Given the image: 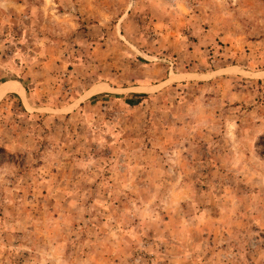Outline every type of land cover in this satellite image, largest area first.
I'll use <instances>...</instances> for the list:
<instances>
[{
  "label": "rangeland",
  "instance_id": "obj_1",
  "mask_svg": "<svg viewBox=\"0 0 264 264\" xmlns=\"http://www.w3.org/2000/svg\"><path fill=\"white\" fill-rule=\"evenodd\" d=\"M0 264H264V0H0Z\"/></svg>",
  "mask_w": 264,
  "mask_h": 264
}]
</instances>
